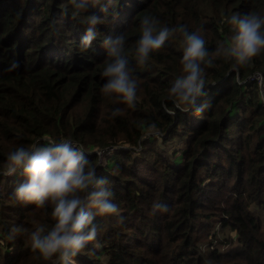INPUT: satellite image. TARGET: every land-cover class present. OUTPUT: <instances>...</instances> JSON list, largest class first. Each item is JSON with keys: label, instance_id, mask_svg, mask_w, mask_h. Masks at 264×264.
Segmentation results:
<instances>
[{"label": "trees", "instance_id": "1", "mask_svg": "<svg viewBox=\"0 0 264 264\" xmlns=\"http://www.w3.org/2000/svg\"><path fill=\"white\" fill-rule=\"evenodd\" d=\"M103 7L88 9L107 21L82 51L85 14L73 18L69 0H0V165L21 144L70 139L107 177L118 211L96 217L97 236L76 264H264V220L248 209L264 205V104L248 80L264 76V51L238 72L222 56L205 65L200 113L167 99L182 74L179 33L143 65L131 52L140 18L151 15L158 26L197 31L214 56L231 35L226 18L264 15V0H113L108 12ZM121 31L138 81L134 107L100 91V40ZM14 60L19 66L9 70ZM114 107L121 111L112 117ZM167 142L179 152L174 161L162 149ZM23 179L20 169L0 175V264H50L31 251L29 236L50 222V209L13 199ZM214 222L238 233V245L203 252L198 243L212 239ZM13 226L24 230L9 239Z\"/></svg>", "mask_w": 264, "mask_h": 264}, {"label": "clouds", "instance_id": "2", "mask_svg": "<svg viewBox=\"0 0 264 264\" xmlns=\"http://www.w3.org/2000/svg\"><path fill=\"white\" fill-rule=\"evenodd\" d=\"M69 3L73 18L85 14L80 21L85 27L77 43L78 48L85 51L98 37L97 25L107 21V16L89 12V7L103 4L101 11L106 13L113 0H69ZM226 20L231 26V35L217 47L214 56H210L204 36L197 31H189L184 25L158 26L157 18L151 15L140 18L139 36L131 48L137 64L143 65L153 50L179 33L182 74L170 85L167 96L176 107L184 106L185 110L196 113L204 110L207 102L198 103L206 94L204 66L213 65L215 58L222 56L231 61L232 70L238 72L240 66L248 65L264 51V15L235 13ZM126 41L123 31L105 34L100 40L106 53L100 91L114 102L122 101L134 107L138 81L125 54ZM18 66L14 60L9 70ZM260 84L264 87V76ZM163 106L167 110V105ZM120 111L119 107H114L110 115L115 117ZM46 139V144L34 143L27 147L21 144L9 151L0 165V175L10 176L20 169L24 179L15 188L13 199L50 209V222L39 224L29 233L31 251L50 264H76L77 255L97 236L96 217L117 213L118 205L113 200L114 192L107 177L98 175L81 145L70 139L59 142ZM23 230V226H13L8 238L13 239Z\"/></svg>", "mask_w": 264, "mask_h": 264}, {"label": "rangeland", "instance_id": "3", "mask_svg": "<svg viewBox=\"0 0 264 264\" xmlns=\"http://www.w3.org/2000/svg\"><path fill=\"white\" fill-rule=\"evenodd\" d=\"M162 149L164 150V153L169 156V158L174 161L175 158L178 157L179 152H175V147L171 145V142H167L162 144ZM96 150V153L100 156L103 155V153L98 150L97 148H94ZM114 155L116 152L113 153ZM176 154V155H174ZM248 209L250 211L255 212L258 214L263 220H264V205H257L254 203H250L248 206ZM212 229V236L211 240L206 241H198V246L201 248L203 252H210L211 248H216L218 252H224L225 249L229 246L230 242H233V245H238L237 243V237L238 233H236L234 230H231L229 226H220L217 222H214Z\"/></svg>", "mask_w": 264, "mask_h": 264}, {"label": "built area", "instance_id": "4", "mask_svg": "<svg viewBox=\"0 0 264 264\" xmlns=\"http://www.w3.org/2000/svg\"><path fill=\"white\" fill-rule=\"evenodd\" d=\"M262 75L259 72H256L249 76L248 80L249 81H256L257 85L259 86V92H260V98L261 102L264 104V87L261 86L260 80H261Z\"/></svg>", "mask_w": 264, "mask_h": 264}]
</instances>
